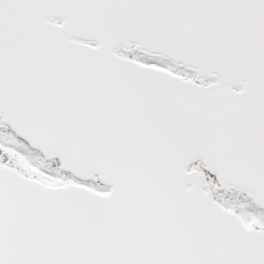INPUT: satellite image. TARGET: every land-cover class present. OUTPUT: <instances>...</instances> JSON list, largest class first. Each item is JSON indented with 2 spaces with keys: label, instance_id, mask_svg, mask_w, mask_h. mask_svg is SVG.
I'll return each instance as SVG.
<instances>
[{
  "label": "snow or ice",
  "instance_id": "1",
  "mask_svg": "<svg viewBox=\"0 0 264 264\" xmlns=\"http://www.w3.org/2000/svg\"><path fill=\"white\" fill-rule=\"evenodd\" d=\"M0 264H264V0H0Z\"/></svg>",
  "mask_w": 264,
  "mask_h": 264
}]
</instances>
